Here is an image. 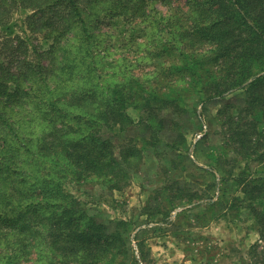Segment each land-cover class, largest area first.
I'll list each match as a JSON object with an SVG mask.
<instances>
[{
	"label": "trees",
	"instance_id": "obj_1",
	"mask_svg": "<svg viewBox=\"0 0 264 264\" xmlns=\"http://www.w3.org/2000/svg\"><path fill=\"white\" fill-rule=\"evenodd\" d=\"M193 96L220 103L214 168L243 193L223 203L249 208L264 264V0H0V264L152 263L133 230L219 184L185 176ZM151 151L162 182L140 216L68 190L124 191Z\"/></svg>",
	"mask_w": 264,
	"mask_h": 264
},
{
	"label": "rangeland",
	"instance_id": "obj_2",
	"mask_svg": "<svg viewBox=\"0 0 264 264\" xmlns=\"http://www.w3.org/2000/svg\"><path fill=\"white\" fill-rule=\"evenodd\" d=\"M175 3L172 2L173 5ZM25 16V13L16 15L14 33L21 30L20 25ZM188 106L190 114L186 125L189 154L195 166L190 167L193 173L187 172L185 176L199 186L215 180L219 184L207 191L199 202L177 207L165 218L160 215L152 217L150 224L141 223L131 236L135 253L139 255L137 238L141 237L146 238L150 249V264H253L249 252L259 240L255 219L244 202L241 207L234 209H229L223 203L228 201V196L243 193L236 191L239 187L233 181L222 182L221 171L214 168L219 153L217 149L223 143L221 126L216 118L220 103L218 100L202 102L193 96L189 98ZM146 159L142 172L133 176V181L124 191H107L94 183L69 185L68 190L101 218L140 216V209L152 188L162 182L157 180L159 164L152 151ZM225 166L230 169L227 164ZM206 196L209 198L205 199Z\"/></svg>",
	"mask_w": 264,
	"mask_h": 264
}]
</instances>
